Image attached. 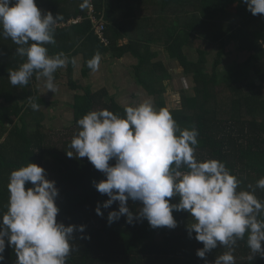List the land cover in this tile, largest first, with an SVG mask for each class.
<instances>
[{
    "label": "trees",
    "instance_id": "obj_1",
    "mask_svg": "<svg viewBox=\"0 0 264 264\" xmlns=\"http://www.w3.org/2000/svg\"><path fill=\"white\" fill-rule=\"evenodd\" d=\"M35 3L42 13L60 16L58 23H61L84 15L86 0H35ZM93 3L107 22L105 36L109 45L99 43L90 21L84 19L76 25L55 28L56 43L46 45L48 54L63 52L68 60V71L73 67L74 57L81 54L82 76L85 77L91 71L86 62L96 53L110 54L115 59L131 53L138 60L133 67L135 78L159 109L167 106L163 97L166 86L157 74V67L165 70L161 64L152 63L155 54L150 52V44L155 39L163 40L168 58L181 64L193 84L194 95L181 93L180 107L168 109L182 129L195 126L198 130L196 158L224 162L230 173L241 180L242 190H248L249 184L254 186L264 177V95L260 92L264 87V15L253 16L242 0H93ZM136 4L143 9L138 17L131 11L132 7L137 9ZM134 19L131 29L128 24ZM124 36L126 43L120 44ZM10 42L0 36V47ZM231 47L247 53L248 57L241 63L229 64L222 72L220 68L224 58L232 52ZM185 48L196 52L195 61L188 59ZM209 57H212L210 71ZM24 59L21 57V63ZM4 65L1 62L0 70H5ZM147 67L151 69L150 75ZM30 85L31 81L24 86L22 105L18 102L0 105V140L8 132L7 139L0 144V213L6 212L10 172L35 163L45 169L47 179L55 181L57 221L65 226H85L83 233H73L74 251L67 258V264H205V260L211 264L216 256L227 251L218 247L207 253L205 259L197 257L195 253L203 244L194 239V232L192 238L189 237L186 225L191 218L184 211H173L177 221L174 229L152 228L146 220L129 224L124 216L109 225L108 212L118 210V202L107 209L101 208L103 215L98 216L95 208L108 197L100 194L93 182L105 177L86 157L75 158L74 154V158H69L66 152L72 151L68 146L78 131L76 122L83 115L107 109L123 117L126 107L106 91L92 92L77 82H70L76 93L71 121L75 134L65 142L66 148L62 151H50L41 126L34 132H29L26 125L11 129L4 126V123H13L11 117H21L28 97H34L31 90H26ZM49 156L55 162L52 173ZM25 187L32 185L27 183ZM255 195L264 200V190L256 189ZM178 199L170 198V202L177 203ZM128 205L133 211L140 206L131 200ZM249 254L245 237L234 248L236 264H264V257L256 255L250 260ZM4 256L2 264H15L16 256L7 246V240Z\"/></svg>",
    "mask_w": 264,
    "mask_h": 264
},
{
    "label": "clouds",
    "instance_id": "obj_2",
    "mask_svg": "<svg viewBox=\"0 0 264 264\" xmlns=\"http://www.w3.org/2000/svg\"><path fill=\"white\" fill-rule=\"evenodd\" d=\"M242 2L253 16L264 15V0ZM60 19L42 13L35 0H0V36L17 45L15 54L25 58L8 72L11 85L27 86L35 75L42 80L40 96L56 91L55 73L66 66L67 57L63 52L49 55L46 45H55ZM100 60L96 53L87 67L98 70ZM34 101L28 97L32 110L39 111L41 105ZM76 123L78 131L68 146L72 151L66 155L86 157L104 175L93 186L108 199L95 212L102 216L101 208L118 202V210L108 212L109 225L124 216L129 224L146 220L152 228L174 229L173 211H184L191 218L186 225L189 237L194 232V239L203 244L197 257L205 259L224 247L227 251L211 264H236L233 251L245 237L248 259L264 257V200L255 195L256 189L264 190V177L242 190L241 180L224 162L198 160L195 126L182 129L168 108L157 109L148 99L126 107L123 117L107 109L92 110ZM27 183L32 187L26 188ZM7 190L6 212L0 213V264L6 240L15 264H67L74 251L73 233H83L85 226L57 221L55 181L46 178L44 168L28 163L10 172ZM175 197L178 202L171 203ZM129 200L139 203L137 210H130Z\"/></svg>",
    "mask_w": 264,
    "mask_h": 264
},
{
    "label": "crops",
    "instance_id": "obj_3",
    "mask_svg": "<svg viewBox=\"0 0 264 264\" xmlns=\"http://www.w3.org/2000/svg\"><path fill=\"white\" fill-rule=\"evenodd\" d=\"M135 6L137 7L138 5L136 4ZM39 9L42 11L41 8ZM131 11H133L132 14H134V17H138L140 12L143 13L141 7H137V9L132 7ZM122 17L123 14L121 13L120 19H122ZM134 22L135 19L128 24L129 28L132 29ZM120 40V44H123L126 43L127 38L124 36ZM163 44V40H153L150 44V52L155 54L152 63L161 64L165 70V72H163L161 67H157V74L160 79H162L164 86H166V90L163 94L166 103V99L169 98L168 96L174 98L178 97L176 95L177 93L170 94L168 88L177 90L180 87L182 88L183 85L184 88L192 90V82L190 76L184 74V69L181 64L176 59L168 58L163 49ZM10 46L11 48L13 47L12 50L9 48ZM16 47L18 46L13 42L4 44V47H0V65L1 62H4V67H6L4 71L0 70V105H6L12 102H18L20 105L23 104L21 98L23 97L24 86L14 87L8 79V72L16 69L21 64V57L15 54ZM7 49L11 50V53L7 52ZM193 52L192 49H184L185 55L191 61L197 59V56H195ZM73 63L71 71H68L67 60L66 66L58 69L55 73L57 88L53 93L48 91L40 96L42 80L37 79L34 75L30 80V88L26 90H31L33 92L36 98L34 102L41 105L40 110H32L28 103L22 111L21 117H11L13 123H4V126L7 129H11L16 125H19V127H21V125H26L29 132L40 129L39 126L47 130H53V127L50 126L53 124H55L57 128L63 130L67 128L70 125V119L68 117L71 115L73 117L72 105L74 102V95L76 94L72 91L70 82H77L83 88H89L92 92L106 91L117 103L124 102V107H127L130 101L150 100L153 98L135 78L133 67L137 65L138 60L134 58L131 53H125L119 59L113 58L110 54H104L101 56L98 70H91L85 77L82 76L83 56L81 54L76 55ZM9 65L10 67H7ZM146 70H148V74L150 75V67H147ZM191 92H193V90ZM179 93V96H181V93H184V91L181 89ZM21 118L23 121H21ZM23 122L25 124H23ZM7 134L8 132L3 135L0 144L5 142ZM44 134L43 132V135Z\"/></svg>",
    "mask_w": 264,
    "mask_h": 264
},
{
    "label": "rangeland",
    "instance_id": "obj_4",
    "mask_svg": "<svg viewBox=\"0 0 264 264\" xmlns=\"http://www.w3.org/2000/svg\"><path fill=\"white\" fill-rule=\"evenodd\" d=\"M233 49H234V47H231L232 52H230V55H228L229 57L224 58L223 64L220 68V70L222 72L227 70V66L229 64H232L234 62L235 63H241L248 57L247 53H240V52H237L236 49L235 50H233ZM193 54H195V56H197L195 51L193 52ZM211 63H212V57H209L208 71H210ZM258 82L259 81H256L257 85H259ZM192 86H193V84H192ZM168 89H169L168 92H170V94L177 93L176 95L178 96L177 98H174L172 96H168L169 98L166 99V106L169 109H178L180 107L181 102H180L179 90L182 89L184 91L185 95H189V96L194 95V93L191 92L192 90H190L189 88H184L183 85H182V88L180 87L177 90H175L173 88L172 89L168 88ZM260 92L264 95V87L260 90ZM153 100H154L153 98L150 99V101L153 103L154 107H156ZM138 101L143 102L144 100L130 101V103H128L127 106H135L138 103ZM119 104L121 106L125 105L124 102H121ZM68 118L70 119V125L67 128H65L64 130L61 128H57L55 124L50 125L51 127H53V130H51V129L47 130L44 127H42L40 129L41 133L43 134V132H44L45 133L44 135H46V137H47L46 145H47V149H49L50 151H55V152L62 151L64 148H66L65 142L71 138L72 134H75V130L72 129V125H71L72 115L69 116ZM48 159L50 161L49 167L51 168V169L49 168V171H50V173H52L53 165L55 164V162H54V159L51 158L50 156L48 157ZM48 176L51 177V175H48ZM93 197H95V196H93Z\"/></svg>",
    "mask_w": 264,
    "mask_h": 264
},
{
    "label": "built area",
    "instance_id": "obj_5",
    "mask_svg": "<svg viewBox=\"0 0 264 264\" xmlns=\"http://www.w3.org/2000/svg\"><path fill=\"white\" fill-rule=\"evenodd\" d=\"M84 19L90 21L93 34L97 38L99 43L104 46H108L109 40L105 36V28L107 22L104 19L103 13H98L96 11L93 0H86L84 15H78L66 22L57 23L55 28H65L71 25H76L81 23Z\"/></svg>",
    "mask_w": 264,
    "mask_h": 264
}]
</instances>
